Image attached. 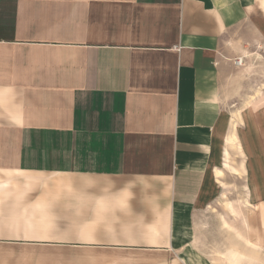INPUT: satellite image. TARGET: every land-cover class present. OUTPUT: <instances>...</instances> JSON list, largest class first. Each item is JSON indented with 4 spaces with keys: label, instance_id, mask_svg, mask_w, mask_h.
Returning a JSON list of instances; mask_svg holds the SVG:
<instances>
[{
    "label": "crops",
    "instance_id": "obj_1",
    "mask_svg": "<svg viewBox=\"0 0 264 264\" xmlns=\"http://www.w3.org/2000/svg\"><path fill=\"white\" fill-rule=\"evenodd\" d=\"M255 46L264 0H0V264H264Z\"/></svg>",
    "mask_w": 264,
    "mask_h": 264
},
{
    "label": "rangeland",
    "instance_id": "obj_2",
    "mask_svg": "<svg viewBox=\"0 0 264 264\" xmlns=\"http://www.w3.org/2000/svg\"><path fill=\"white\" fill-rule=\"evenodd\" d=\"M243 68H247V73L245 74V80H247V89L252 94V98H258L261 96H264V48L262 47L253 48V51L247 54V57H245L244 64L242 65ZM245 88V89H246ZM245 94V92H244ZM241 103L235 104V107H240L241 104L245 103V100L240 101ZM262 100H259V103H261ZM235 141V137L233 134L229 137V142L232 143ZM238 147V146H236ZM225 151L228 152V154L225 153ZM242 149L239 148H223V157H224V163L221 169L226 175V177L229 179L230 183L223 184V203L220 202V205H217L218 211H216V219L212 221V223H215L216 225L220 224L222 226H225L224 219H228L231 215V219L233 217L238 219V227L237 229V238L242 240L241 235H243L244 228L240 226L242 220L245 216L246 212V205L244 203V198L246 197L244 193V180L240 173L239 175H235L234 173H237L241 171L242 169ZM237 176V178H236ZM242 218V219H240ZM227 228V227H226ZM211 230H213V226H211ZM226 230V229H223ZM230 230V229H227ZM233 230V228H232ZM232 234H235V230L231 231ZM229 233V231H228ZM229 235V234H228Z\"/></svg>",
    "mask_w": 264,
    "mask_h": 264
},
{
    "label": "built area",
    "instance_id": "obj_3",
    "mask_svg": "<svg viewBox=\"0 0 264 264\" xmlns=\"http://www.w3.org/2000/svg\"><path fill=\"white\" fill-rule=\"evenodd\" d=\"M235 64L236 65H242L243 64V58L242 57H238L235 59ZM259 264H263V263H259Z\"/></svg>",
    "mask_w": 264,
    "mask_h": 264
}]
</instances>
